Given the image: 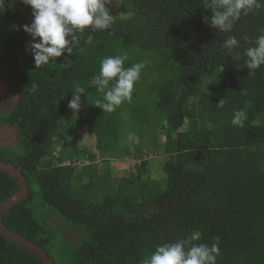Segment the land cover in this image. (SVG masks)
Returning a JSON list of instances; mask_svg holds the SVG:
<instances>
[{"label": "trees", "instance_id": "trees-1", "mask_svg": "<svg viewBox=\"0 0 264 264\" xmlns=\"http://www.w3.org/2000/svg\"><path fill=\"white\" fill-rule=\"evenodd\" d=\"M120 1L125 15L110 13L109 29L74 32L79 43L71 54L64 51L36 67L33 52L17 50L32 37L22 28L32 22V9L25 19L22 0H5L0 75L15 102L0 122L16 129L17 144L0 147V161L21 166L28 195L3 213L2 222L43 246L51 259L48 248L60 246L47 218L53 214L81 228L73 245H61L64 264H142L158 245L183 240L187 251L194 243L211 246L216 237V264H264V65L249 75L245 64L246 49L264 34V0L258 9L242 10L228 30L212 24L214 10L223 11L216 0ZM230 36L238 40L233 49L226 46ZM125 52V68L138 62L146 67L131 101L104 112L94 102H106L94 77L105 57ZM114 83L115 78L109 87ZM77 85L84 91L74 111L68 102ZM148 109L154 126L165 132L164 146L154 144L177 157L163 162V184L126 170L117 184L112 168L93 174L91 162L118 158L125 125L136 132ZM241 109L247 119L243 127L234 126L233 113ZM64 117L70 130L87 125L95 138L97 153L86 158L73 138L70 159L88 160L79 170L76 163L64 164L63 154L57 164L51 160ZM16 190V181L0 172V201ZM193 234L199 239L191 241ZM0 264L42 263L0 235Z\"/></svg>", "mask_w": 264, "mask_h": 264}, {"label": "clouds", "instance_id": "clouds-1", "mask_svg": "<svg viewBox=\"0 0 264 264\" xmlns=\"http://www.w3.org/2000/svg\"><path fill=\"white\" fill-rule=\"evenodd\" d=\"M32 9V22L22 26L26 33L33 37L31 49L36 67L45 65L50 58L60 57L64 51L72 53L73 47L79 43L74 32L83 33L91 26L93 31L107 30L114 23V17L110 14L106 4L111 0H22ZM217 8L214 10L212 24L222 30L232 28V21L237 20L241 11L245 13L253 8H260L259 0H216ZM5 8V0H0V11ZM264 33V30H261ZM71 36V40L67 37ZM39 37V42L35 38ZM247 39V38H245ZM93 37L87 36L86 42L91 44ZM238 45V40L230 36L226 46L233 49ZM255 47H249L245 51L246 67L249 75L261 65H264V34L257 37ZM236 58L240 54L236 53ZM128 59L127 53L105 57L101 61L99 75L94 77V83L98 91L104 93V103L99 100L94 102L104 112H112L123 102L131 101L134 84L140 79L141 71L146 67L145 62H138L125 68L124 62ZM115 78V83L109 87V82ZM107 89V90H106ZM84 87L75 86L73 98L68 102V107L74 111L80 108L79 93ZM247 119L244 110H235L231 123L234 126L243 127ZM174 154V153H173ZM142 161H147L144 158ZM199 239V234H193L191 241ZM209 246L205 243L192 244L186 251L185 241L178 240L163 245H158L152 254L145 258L142 264H216V258L220 253L219 237Z\"/></svg>", "mask_w": 264, "mask_h": 264}, {"label": "rangeland", "instance_id": "rangeland-1", "mask_svg": "<svg viewBox=\"0 0 264 264\" xmlns=\"http://www.w3.org/2000/svg\"><path fill=\"white\" fill-rule=\"evenodd\" d=\"M23 10H24V18L27 19L29 11L31 7L22 2ZM106 7L109 9L110 13L115 17H120L125 15L124 7L120 0H111V3L106 4ZM36 42H39V37L35 38ZM33 43V37L29 38L25 43L19 45L17 50L26 51L29 54H32L31 44ZM68 52L65 51V55L68 56ZM150 70H144V74L148 73ZM145 81V80H144ZM143 81V82H144ZM93 82L91 81V84ZM143 86H147L148 82L145 81L142 83ZM195 99V98H192ZM15 102V95L12 94L6 87L2 76L0 75V115L8 112ZM153 112L151 110H147L144 114V119L147 120L142 124V127L136 129V132H132L130 127L126 124V129L123 132L122 139L118 148L119 156L118 158H114L111 160L105 159H97L91 162V172L96 174L101 169L112 168V175L114 176L113 183L117 184L119 181L123 180L124 171L126 170L128 173H137L141 176V178L149 177L150 179H155L160 181L163 184L165 174L162 171V164L164 161L176 162L175 154H163L159 148L160 146H164L166 143L165 132L158 127H155L153 122ZM62 134L56 140L54 145L51 148V160L54 164H57L56 156L59 154H63L66 158L64 164L70 163L73 165L76 170H79L83 164H87L86 161H72L69 156V148L72 145L73 138L76 137L79 145L80 152L83 153L84 157H88L89 154L97 153V149L95 147V138L94 135L90 134L89 128L87 125H82L79 129L75 131L70 130L66 121V118L62 119ZM155 136V137H154ZM17 131L15 128L8 126L4 123L0 122V147H14L17 144L16 141ZM121 137V138H122ZM154 137V138H153ZM156 141L157 147H156ZM155 142V144H154ZM123 144V145H122ZM127 149V153H123L122 151ZM146 158L145 165L141 167L139 170H135V165L138 162H143L142 160ZM72 193L75 196L79 195L78 190L73 189ZM47 228L50 230L55 245L59 244L60 247H49L48 253L54 259L56 264H64L65 263V252L62 251L61 245H66L67 243L73 245L79 238L80 233L82 232L81 228H73L69 225L64 224L56 215H50L47 218ZM67 246V245H66Z\"/></svg>", "mask_w": 264, "mask_h": 264}, {"label": "water", "instance_id": "water-1", "mask_svg": "<svg viewBox=\"0 0 264 264\" xmlns=\"http://www.w3.org/2000/svg\"><path fill=\"white\" fill-rule=\"evenodd\" d=\"M0 172L10 175L17 183V190L11 196H7L0 201V235L12 242L15 246L21 247L28 253L34 254L42 264H54L53 260L44 251L43 246L24 239L17 233L11 231L2 222V215L10 212L11 208L26 198L28 195L27 182L21 173L20 165H13L11 162L0 161Z\"/></svg>", "mask_w": 264, "mask_h": 264}, {"label": "built area", "instance_id": "built-area-1", "mask_svg": "<svg viewBox=\"0 0 264 264\" xmlns=\"http://www.w3.org/2000/svg\"><path fill=\"white\" fill-rule=\"evenodd\" d=\"M67 165H70V163L68 162V164Z\"/></svg>", "mask_w": 264, "mask_h": 264}, {"label": "crops", "instance_id": "crops-1", "mask_svg": "<svg viewBox=\"0 0 264 264\" xmlns=\"http://www.w3.org/2000/svg\"><path fill=\"white\" fill-rule=\"evenodd\" d=\"M176 155V154H175Z\"/></svg>", "mask_w": 264, "mask_h": 264}]
</instances>
